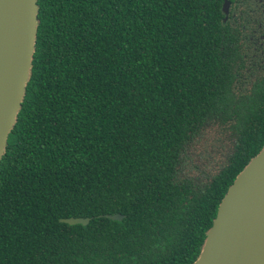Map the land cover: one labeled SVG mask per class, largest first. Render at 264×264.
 I'll return each mask as SVG.
<instances>
[{"label": "trees", "instance_id": "16d2710c", "mask_svg": "<svg viewBox=\"0 0 264 264\" xmlns=\"http://www.w3.org/2000/svg\"><path fill=\"white\" fill-rule=\"evenodd\" d=\"M37 4L0 159V264H191L264 146V72L244 83L215 0ZM215 127L226 163L204 182L183 176L187 147ZM70 216L89 222L59 221Z\"/></svg>", "mask_w": 264, "mask_h": 264}, {"label": "water", "instance_id": "95a60500", "mask_svg": "<svg viewBox=\"0 0 264 264\" xmlns=\"http://www.w3.org/2000/svg\"><path fill=\"white\" fill-rule=\"evenodd\" d=\"M37 13V0H0V159L29 79ZM105 217L122 220L124 215ZM59 221L87 225L89 218ZM191 264H264V146L229 185Z\"/></svg>", "mask_w": 264, "mask_h": 264}, {"label": "flooded vegetation", "instance_id": "af4514ba", "mask_svg": "<svg viewBox=\"0 0 264 264\" xmlns=\"http://www.w3.org/2000/svg\"><path fill=\"white\" fill-rule=\"evenodd\" d=\"M215 1L222 15L221 20L231 34L225 50L242 55V67L248 76L244 83L248 84L264 72V0ZM222 131L226 132L225 129ZM225 140L227 150L221 166L226 163L230 149L226 136Z\"/></svg>", "mask_w": 264, "mask_h": 264}, {"label": "rangeland", "instance_id": "374dc122", "mask_svg": "<svg viewBox=\"0 0 264 264\" xmlns=\"http://www.w3.org/2000/svg\"><path fill=\"white\" fill-rule=\"evenodd\" d=\"M222 130L208 129L190 143L184 155L183 176L205 181L221 167L227 150Z\"/></svg>", "mask_w": 264, "mask_h": 264}]
</instances>
